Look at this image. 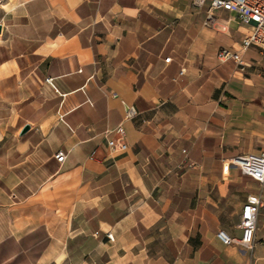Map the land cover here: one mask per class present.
I'll use <instances>...</instances> for the list:
<instances>
[{"label":"crops","instance_id":"crops-1","mask_svg":"<svg viewBox=\"0 0 264 264\" xmlns=\"http://www.w3.org/2000/svg\"><path fill=\"white\" fill-rule=\"evenodd\" d=\"M4 6L0 264L64 262L82 240L114 264H264V184L223 170L264 150V56L218 59L249 25L191 0ZM119 124L129 147L113 152L106 131ZM250 194L261 206L249 252L218 232L241 235Z\"/></svg>","mask_w":264,"mask_h":264},{"label":"built area","instance_id":"built-area-1","mask_svg":"<svg viewBox=\"0 0 264 264\" xmlns=\"http://www.w3.org/2000/svg\"><path fill=\"white\" fill-rule=\"evenodd\" d=\"M209 3V10L214 11L224 9L235 14L243 23L249 25L251 30L244 36L240 43L239 49L223 47L218 52V59L222 62L234 61L243 66V53L250 48L258 49L259 53L264 56V0H191L193 7L201 8ZM212 14H210V17ZM167 57L166 61H170ZM52 79L48 78L47 82L51 83ZM262 110L264 112V97L262 100ZM137 116L134 107H129L126 118L132 119ZM115 133L117 137H109ZM108 147L113 152L124 151L129 145L125 141V130L122 124L106 131ZM55 158L60 163H64L67 158L65 150H59ZM231 167L239 169L242 175L248 176L260 184H264V150L258 153H244L233 157L223 165V170L228 172ZM261 206V195L250 194L244 202L240 214L239 237L230 234L225 230L218 232V237L227 245H235L244 251H252L256 241V230L258 225V215ZM109 239H113L111 233H107Z\"/></svg>","mask_w":264,"mask_h":264},{"label":"rangeland","instance_id":"rangeland-1","mask_svg":"<svg viewBox=\"0 0 264 264\" xmlns=\"http://www.w3.org/2000/svg\"><path fill=\"white\" fill-rule=\"evenodd\" d=\"M8 0H0V21L4 20V9H7L8 6H4ZM229 178V176L227 177ZM250 180L246 177L244 179L238 181L237 183L241 186H247ZM239 187V185H238ZM237 187V188H238ZM226 222H227V228L231 231H235L236 227L235 224L232 222V217L231 213H228L226 215ZM86 240H82L81 243H79L77 247V252L76 253H69L66 255V260L64 262L59 261L58 263H51V264H104V263H109V264H114V256L113 254H103L100 251L97 252L95 250V246L91 244V241L85 242ZM83 245L82 247H80ZM94 250V253H91ZM38 264H43V261L38 263Z\"/></svg>","mask_w":264,"mask_h":264},{"label":"water","instance_id":"water-1","mask_svg":"<svg viewBox=\"0 0 264 264\" xmlns=\"http://www.w3.org/2000/svg\"><path fill=\"white\" fill-rule=\"evenodd\" d=\"M1 31H2V26L0 25V33H1ZM29 129H30V125H26L23 128L22 134L26 133Z\"/></svg>","mask_w":264,"mask_h":264}]
</instances>
